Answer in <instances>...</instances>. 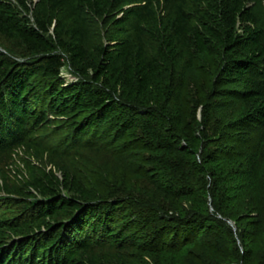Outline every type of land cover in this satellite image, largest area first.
Returning a JSON list of instances; mask_svg holds the SVG:
<instances>
[{
  "label": "trees",
  "instance_id": "16d2710c",
  "mask_svg": "<svg viewBox=\"0 0 264 264\" xmlns=\"http://www.w3.org/2000/svg\"><path fill=\"white\" fill-rule=\"evenodd\" d=\"M251 3L0 0L8 46L0 50V170L20 160V175L1 174L0 264H181L186 244L216 264L226 233L234 242L229 221L254 230L243 236L238 228L242 244L264 248V31ZM118 10L106 45L89 47L93 18ZM58 49L78 81L60 77ZM215 98L239 102L236 116L215 121ZM200 105L202 121L187 124L188 109ZM139 131L137 145L123 141ZM162 135L178 147H162ZM81 142L113 157L115 149L148 155L138 152L155 166L158 184L131 173L147 193L187 203L188 214L168 224L178 238L188 231L184 247L162 238L158 249L139 244L126 201L96 198L68 167ZM143 208L136 210L151 224L158 211ZM232 258L255 263L250 249L236 248Z\"/></svg>",
  "mask_w": 264,
  "mask_h": 264
},
{
  "label": "rangeland",
  "instance_id": "374dc122",
  "mask_svg": "<svg viewBox=\"0 0 264 264\" xmlns=\"http://www.w3.org/2000/svg\"><path fill=\"white\" fill-rule=\"evenodd\" d=\"M250 5L257 17L259 26L264 31V0H252V3ZM118 12L119 10L111 14V16L103 19L93 18L87 40V45H89V47H101L106 45V33L110 28L111 19H113V17L117 15ZM6 47L8 46L5 45V43L0 39V50L2 51ZM57 54L63 57L65 63L64 67L61 69L60 77L66 83H74L78 81L80 78L71 68L67 56L63 54V52L59 49L57 50ZM37 57L38 56H30L29 58L35 59ZM212 104H217L220 106L219 109H214L215 112H212L214 114V116L212 115V117H214V120L218 122H221L220 114L225 116L228 121L230 119V116H236L240 107L239 102L229 98H215V100L212 101ZM188 111L189 117L186 118L187 124L189 122V124L195 125V123H200L202 121V105L197 107L192 106L191 109H188ZM109 128H111V126L106 123L105 127L100 129V132L103 133ZM137 135L138 136H133L132 140L125 137L123 141L131 144V147L135 144L137 145V138L142 137L141 131L137 132ZM158 143H161V146L165 148L168 145L178 147L176 141H172L165 136H163L162 140L158 141ZM87 144L88 142H81V148H78V155L76 156L75 160L72 161L75 164L69 163L68 160L66 161L68 167L72 172L76 169L75 171L84 175L85 180L92 189L96 198L123 199L126 201L128 205L127 215L129 218V223H131V232L134 233L139 241V244L144 247V249H146L147 247L158 249L160 247L159 244H161L159 243V239L162 238V241L164 239L166 240V242H164L165 246H167V244H169V242L171 241L173 242V244L175 243V246L179 245L178 248L184 247L182 246L184 244V242L182 241L188 240V231L187 233H185L183 238H178L177 236L172 234L173 228L168 224L170 220L173 221L174 219H177L179 213L188 214L187 203L183 201H175L171 205L169 202L167 203L164 199H162V197L157 196L158 194L155 196V190L152 192V194L147 193L144 189V186H141V184L138 182L136 173H131L135 170L136 172L140 171L141 173H146L147 176H149V182L152 184V186L158 184V181L156 180V175H158V173L156 172L157 170L155 166L151 165L148 161H141L138 157V152L142 153L141 155H143V157L145 158H147L148 155L139 149L136 151H130L134 152L133 156L129 153V151H126L124 153L122 151H119L118 149H115L117 157H113L107 152H98L96 148H92L91 145ZM124 145L125 144H122V146ZM154 147H158V145H154ZM209 149H212V146ZM177 155L178 154L173 155L172 158H176ZM172 158L170 157L168 159L171 160ZM13 159L14 161H9V163L1 165L5 166V172H2L0 170L1 183L3 182L1 174H4V176L8 177L9 180H13L15 176L20 175L16 170V167L19 166V157H15ZM57 176L60 178L62 175L61 173L57 172ZM125 185L127 186L125 187ZM3 196H5L4 192L0 191V197ZM160 205L164 206L162 207ZM138 206L142 208L144 207L143 209L158 211V214H156V218H154V221H152L151 224H149L147 220L142 218L143 214L141 212L136 210ZM235 224L236 223L232 221L228 222L227 226L230 229V235H232V239H234V242L233 244L228 243L229 236L227 237L226 233L225 239H223L224 242L221 244L223 245V247H221L220 245L221 249L219 248V252L215 253V255L217 256H223V259L216 261L218 262L216 264H243L242 262L233 261L232 255L236 251V248L240 252L245 249L249 251L250 249L254 257V264H260L261 262H264V259L261 258L264 256V248H261L260 246L257 247L256 244H252V242L249 241L243 242L242 244L237 238V231L240 227H243L244 229V232L242 231L243 236H246L247 233L253 234L254 230L248 228L245 223L239 224L238 228ZM205 232L206 230H204V232L199 235L200 242L204 240L205 236H202V234H205ZM163 234L166 237L162 236ZM185 247L186 248L180 252L181 258L179 259L182 260L181 264H209V262L207 263V257L210 256L209 253L208 255H206L207 252L205 254H202L201 251L196 250L194 247L188 246V244H186ZM143 261H139L140 264ZM144 262L146 264H154L153 261L149 258H146Z\"/></svg>",
  "mask_w": 264,
  "mask_h": 264
}]
</instances>
